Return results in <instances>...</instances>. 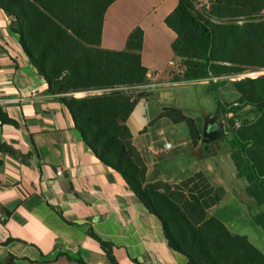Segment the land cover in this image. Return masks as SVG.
<instances>
[{
	"label": "crops",
	"instance_id": "obj_1",
	"mask_svg": "<svg viewBox=\"0 0 264 264\" xmlns=\"http://www.w3.org/2000/svg\"><path fill=\"white\" fill-rule=\"evenodd\" d=\"M178 4L179 0H117L106 13L102 48L125 50L129 35L140 27L145 34L142 64L148 74L169 69L170 60L180 57L173 49L177 34L166 19ZM189 83L201 85L200 99L206 105L199 106L197 97L192 98ZM209 86L205 81L168 82L138 103L127 124L148 167V183L178 184L204 174L225 191L210 213L233 233L242 234L244 225L255 226L254 218L214 213L236 199L226 189L224 166L217 160L220 151H210L218 141L194 145L186 123L161 117L165 108L192 117L196 111L195 120L203 128L204 121L199 120L216 115L219 107ZM121 89L142 92L140 85ZM1 113L14 123L0 118V264H188V257L170 246L160 218L84 141L68 108L50 94L48 82L32 64L3 9ZM168 142L171 148H166ZM228 157L232 160L230 152ZM58 169L64 170L62 176ZM236 173L232 175L239 177ZM246 188L247 182L245 195ZM248 199L254 205V199ZM243 219L246 224L236 226ZM102 242L110 247L104 248Z\"/></svg>",
	"mask_w": 264,
	"mask_h": 264
},
{
	"label": "trees",
	"instance_id": "obj_2",
	"mask_svg": "<svg viewBox=\"0 0 264 264\" xmlns=\"http://www.w3.org/2000/svg\"><path fill=\"white\" fill-rule=\"evenodd\" d=\"M116 1L0 0V9L10 16L12 31L45 77L50 94L70 111L84 141L160 218L170 246L186 255L188 264H264V254L247 237L209 216L225 191L214 187L204 174L178 184H148V167L127 124L148 95L120 89L148 81L141 54L145 34L140 27L133 30L125 50L102 48L106 13ZM263 12L264 0H211L210 8L203 10L194 0H179L166 19L177 34L174 52L186 66L184 77L177 80H209L211 87L218 88L233 85L240 97L219 102L218 112L255 115L241 126L233 123L231 137L222 140L229 141L238 176L246 180V192L259 207H264V75L235 81L227 77L264 69ZM95 91L100 93L67 96ZM161 117L186 123L193 144L203 143V128L182 110L165 108ZM0 118L14 123L2 113ZM254 220L264 231V211Z\"/></svg>",
	"mask_w": 264,
	"mask_h": 264
},
{
	"label": "rangeland",
	"instance_id": "obj_3",
	"mask_svg": "<svg viewBox=\"0 0 264 264\" xmlns=\"http://www.w3.org/2000/svg\"><path fill=\"white\" fill-rule=\"evenodd\" d=\"M195 2V5L196 7L199 9V10H203L204 7H207V9L210 8L211 6V0H194ZM264 13V12H263ZM11 19V18H10ZM264 75V69H258V70H253V71H249V72H246V73H243V74H239V75H236V76H229L227 78H229L230 80L232 81H235L237 79H244V78H258L260 76H263ZM201 81H205V82H210L209 80H201ZM189 90L191 91V96L192 98H194V96L197 97V101H198V105L201 106L200 103L201 102V93L203 92L200 88L201 85L199 83H189L187 84ZM234 86L233 85H227L225 87H211L209 86V90L211 92H214L215 95H216V98H217V102H218V106H219V102H222V103H225V102H232L233 99L239 97V94L237 93L236 90H234ZM121 89V88H120ZM122 90V89H121ZM125 91V90H123ZM130 92V91H128ZM97 93H100L99 91H95V92H89V93H70V94H67L68 97H71V96H76L78 98L80 97H84L88 94H97ZM188 104L190 105V103L188 102ZM202 104H205L206 105V102L202 103ZM192 108L193 110L196 109V103H195V100L193 99V102H192ZM187 115V114H185ZM192 115H195V116H189L193 119H196V116L199 117V113L194 111L192 112ZM216 115H219L222 120L224 121L225 123V126H226V131H227V135H229L231 137V128H232V124L235 123L237 125H240L241 126V123H244V122H250L254 119L255 115L251 112H238L237 114H229V115H225V114H220L219 112L216 114ZM205 117L207 116H204L203 118H201L199 121H201V124L202 122L204 121ZM239 126V127H240ZM226 138V137H225ZM211 148L210 151L212 153H215L216 151H220L219 152V156L217 157V160L222 162L223 163V166H224V170H225V173H226V177H225V180L227 182V185L230 190V192H234L235 193V200L231 201L230 204L227 203V205H225L224 207H219L218 211L215 210L214 213H219L217 214L216 216L219 217H223V216H228L230 218H253L257 215H259L260 213H262L264 211V207H259L257 206L256 202L252 203V201H250L248 199V194H244V190H243V185L246 184V181L244 179H241L239 177H234L232 175V172L235 173V175L237 174L236 173V169H235V166L231 160V158L228 157V153L230 152L231 153V145L229 143V141L227 140H220L218 141V143L216 144H213L211 145ZM156 183V182H155ZM148 184H153V183H148ZM245 198V199H243ZM250 198V197H249ZM252 199V198H250ZM242 202H241V201ZM213 213V214H214ZM209 216H213L212 213H210L209 211ZM243 219L242 220H239L238 225L242 224L244 222V224H246V221ZM181 223V222H180ZM245 226V229L244 231L242 232V234L240 235H243L245 237H247L258 249H260L261 251L264 252V231L258 227L256 224L255 226H251L249 224V227H247L246 225ZM181 228L179 229H183L182 227L183 226H180ZM174 228V227H173Z\"/></svg>",
	"mask_w": 264,
	"mask_h": 264
},
{
	"label": "built area",
	"instance_id": "obj_4",
	"mask_svg": "<svg viewBox=\"0 0 264 264\" xmlns=\"http://www.w3.org/2000/svg\"><path fill=\"white\" fill-rule=\"evenodd\" d=\"M186 72V66L183 59H172L169 62V69L165 71H156L148 74V81L140 85L142 92L148 94L158 91L167 86L168 82H178L177 78H183ZM184 81V80H179ZM170 142L166 143V148H171ZM64 170L58 169L57 175L62 176Z\"/></svg>",
	"mask_w": 264,
	"mask_h": 264
},
{
	"label": "water",
	"instance_id": "obj_5",
	"mask_svg": "<svg viewBox=\"0 0 264 264\" xmlns=\"http://www.w3.org/2000/svg\"><path fill=\"white\" fill-rule=\"evenodd\" d=\"M227 136L226 126L219 115L207 116L204 119L203 143L210 144Z\"/></svg>",
	"mask_w": 264,
	"mask_h": 264
}]
</instances>
